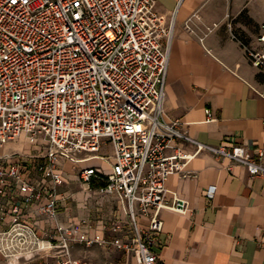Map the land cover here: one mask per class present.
I'll list each match as a JSON object with an SVG mask.
<instances>
[{"label":"built area","instance_id":"built-area-1","mask_svg":"<svg viewBox=\"0 0 264 264\" xmlns=\"http://www.w3.org/2000/svg\"><path fill=\"white\" fill-rule=\"evenodd\" d=\"M172 33L156 0H0V257L6 264H86L72 257V246L105 244L88 237L81 223L59 222L63 164L86 188L102 184L99 192L117 199L132 235L112 245L138 264H158L160 211L186 212L166 189L171 176H191L182 169L189 159L183 144L264 177L263 148L205 145L178 121L164 120ZM250 56L253 66L264 67V54ZM205 115L209 122L208 110ZM22 140L36 153H2ZM102 142L110 155L100 154ZM92 159L104 161L108 172L84 166ZM213 194L209 187L207 196ZM34 205L50 226L46 239L30 220ZM140 216L149 217L146 229L138 226Z\"/></svg>","mask_w":264,"mask_h":264},{"label":"crops","instance_id":"crops-1","mask_svg":"<svg viewBox=\"0 0 264 264\" xmlns=\"http://www.w3.org/2000/svg\"><path fill=\"white\" fill-rule=\"evenodd\" d=\"M156 11L166 24L172 22L173 30L164 120L178 121L205 145L264 149V67L253 66L250 56L264 54V0H156ZM182 148L189 155L182 169L191 176H171L166 189L169 199L186 204V212L160 211L157 263L264 264V177H250L245 168L191 145ZM102 149L107 152L101 155L111 154L106 142ZM13 152L33 153L21 141L2 149L4 154ZM84 166L109 170L99 159ZM71 168L62 167L63 185L69 178L73 182L64 187L68 191L58 189L65 198L58 220L81 223L88 237L105 242L74 244L72 257L86 264H138L132 254L112 245L114 239L124 242L132 235L117 199L101 194L99 183L86 188ZM209 187L214 188L212 197L207 196ZM35 210L34 205L30 220L46 239L50 226ZM148 216L137 218L139 228L146 229ZM113 223L122 229L114 231ZM45 262L54 264L53 259Z\"/></svg>","mask_w":264,"mask_h":264},{"label":"rangeland","instance_id":"rangeland-1","mask_svg":"<svg viewBox=\"0 0 264 264\" xmlns=\"http://www.w3.org/2000/svg\"><path fill=\"white\" fill-rule=\"evenodd\" d=\"M21 143L23 144V147L25 148V149H27V148H29V149H31V151H33V153H36V151L38 150L36 147H33V146H29L28 144H27V142L26 141H24V140H22L21 141ZM39 150H41V149H39ZM104 152H107V149H102V151H101V153H104ZM69 168V167H68ZM71 168V167H70ZM72 170H73V168H71ZM68 181H67V185H63V187L61 186L60 187V189L61 190H64V191H68V190H66V189H64V187L65 186H68V188H69V186H70V184L73 182V180L72 179H67ZM75 181V180H74ZM0 264H6L3 260H2V258H1V260H0ZM27 264H39L38 262H32V263H27Z\"/></svg>","mask_w":264,"mask_h":264},{"label":"trees","instance_id":"trees-1","mask_svg":"<svg viewBox=\"0 0 264 264\" xmlns=\"http://www.w3.org/2000/svg\"><path fill=\"white\" fill-rule=\"evenodd\" d=\"M92 186H98L97 184H92ZM101 186H102V184H101Z\"/></svg>","mask_w":264,"mask_h":264},{"label":"snow or ice","instance_id":"snow-or-ice-1","mask_svg":"<svg viewBox=\"0 0 264 264\" xmlns=\"http://www.w3.org/2000/svg\"><path fill=\"white\" fill-rule=\"evenodd\" d=\"M13 2H15V0H13Z\"/></svg>","mask_w":264,"mask_h":264}]
</instances>
